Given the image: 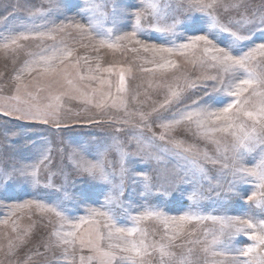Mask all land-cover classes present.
I'll return each instance as SVG.
<instances>
[{
  "label": "rangeland",
  "instance_id": "1",
  "mask_svg": "<svg viewBox=\"0 0 264 264\" xmlns=\"http://www.w3.org/2000/svg\"><path fill=\"white\" fill-rule=\"evenodd\" d=\"M92 2L98 7L90 10L88 16L100 23L97 31L89 34L81 33L72 27L75 23L88 25V18L79 14L84 11L87 0H0V45L6 42L3 38L10 35L34 36L39 32L55 36L54 40L48 39L47 36L21 40L19 43L23 47L15 45L8 49L0 47V169L11 172L13 166L22 167L36 163L42 153L50 156L47 166L40 168L38 184L28 182L19 175H14L7 183H0V205L10 206L0 207V264H79L80 256L86 258L85 264H96L95 261L87 260L91 255L88 248L81 249L77 245L65 256L63 249L55 246L51 234L57 230L65 232L71 230L67 223L60 229L59 217L49 210L55 207L57 202H62V208L57 210L64 211L70 220L87 217L90 209L103 212L111 208L113 214L120 219L119 226L123 227L133 226L130 217L139 215L145 209L158 210L166 217H179L188 212H198L204 216L264 219L259 207L245 203L247 195L254 190V184L238 182L236 186L238 195H224L232 176L223 166L228 165L231 168L234 163L233 146L237 141L232 131L235 130L204 135L196 129L195 124L182 123L169 132V140L183 141L185 146L194 145L198 152L207 153L211 158L205 159L203 155L199 157V165L203 167L206 176L202 178L198 173L196 175L198 183H189L183 179L182 165L185 161L172 154H160L162 163L148 161L147 158L142 161L134 158V162L128 165L133 172L126 175L123 180L122 195L114 190L121 184L118 163L120 152L117 145L124 151L135 152L136 147L132 138L139 135L135 128L138 119L134 115L129 118L128 114H135L138 111L151 112L153 107L163 102L169 85L175 87L178 84L184 89L186 104L201 98L207 99L203 86L191 88L185 85L193 81L199 84L198 77L219 73L207 65L201 66L191 53L186 56L180 55L179 50L170 57L179 62L177 69L144 72L142 68H154L151 62L158 60V57L143 50L132 51L140 48L134 42L121 41V47L114 49L99 48L98 41L101 36L98 32L105 33L104 38L108 39L107 29H113L112 38L108 39V42L115 43L114 37L133 31L135 21L128 14L142 10L144 4L142 0H92ZM152 2L157 5L159 18L149 15L145 27L148 24L166 27L174 19L177 21V27L175 34L154 29L145 34L138 33L136 38L142 43L172 47L174 44L185 43L187 38L193 35L207 34V17L200 13L177 10L178 6L186 9L188 0H183L182 3L181 0ZM232 4H239L240 7H229L225 12L224 6ZM245 12L249 16L253 12H264V0H220L216 9V14L221 19L225 16L240 19ZM259 35L257 31V37ZM259 42L261 41L257 39V43ZM52 47H67L73 50V57L65 61L67 67L54 62L51 67L60 70L56 76L46 72L49 66L42 64L32 65L35 71H30L25 63L31 59L27 53H42V50ZM85 56L88 58L87 63L84 60ZM109 66H115L117 70L119 66L132 69L125 74L126 92H116L118 75L116 71L112 73L104 71ZM92 76H96L97 79H90ZM100 79H110L111 89L107 85H101ZM68 80H71L72 84H68ZM211 89L212 83L209 82L206 90L210 92ZM109 90L112 97L106 100L103 109L98 108L96 105L103 98L101 93L106 94ZM28 93L32 96L30 97ZM57 95L60 96L59 119L62 126L67 125L62 130H55V125L51 121L44 125L38 121L21 119L22 112L14 111L16 108L25 109L27 107L25 101L44 105L50 102L51 97ZM213 95L217 99H224L215 93ZM16 96L20 99H15ZM121 100L126 103H121ZM175 111L176 106H173L167 110L161 109L153 115L159 114L170 118V114ZM89 119L102 123L91 124L88 123ZM125 119H128L127 124L119 123ZM159 123L160 121H157L150 125L152 132L157 134L161 132ZM246 127L250 128L251 123L248 122ZM144 135H151L147 128L144 129ZM163 146L164 142H157L156 147H150L145 141L147 151L153 154H159L157 148ZM250 146L252 150L246 151L243 155V163L249 167L264 155V145L260 142ZM140 155L143 153H138L137 157ZM88 164L103 166L106 171L115 170L117 175L110 176L109 180L100 179L98 174L92 175L84 170ZM146 165H150V175H157L159 170L175 174L181 179L177 180L167 193L162 190L145 192L139 182L132 180V174L148 171ZM217 184L222 187H216ZM194 192L197 193V198L192 199ZM109 197H115L116 202L109 205ZM26 201H40L47 207L43 210L35 205L22 209L15 207ZM121 203L126 211L120 207ZM95 219H99L101 224L105 223L102 217ZM87 227L88 225H85V228ZM140 227L147 230L149 242L154 240L165 244L169 243L168 237L175 231V226L169 225L166 229L158 219L142 221ZM218 229L219 224L211 220L186 224L183 233L172 241L173 247L169 250L180 257L182 254L187 255L188 249H192L193 264L214 262L232 264L231 256L235 253H229L225 258L212 256V251L222 250L219 247L209 249L207 253L203 251L211 241L212 234ZM228 231L225 230L222 239H227ZM45 242L50 245L48 250L42 246ZM248 243L251 241L240 234L233 236L231 245L241 248ZM148 259L149 264H159V253L153 252ZM256 259L258 261L259 257Z\"/></svg>",
  "mask_w": 264,
  "mask_h": 264
},
{
  "label": "snow or ice",
  "instance_id": "2",
  "mask_svg": "<svg viewBox=\"0 0 264 264\" xmlns=\"http://www.w3.org/2000/svg\"><path fill=\"white\" fill-rule=\"evenodd\" d=\"M144 8L137 10L128 15L134 18L133 31L125 33L122 36L114 37L115 43L108 42L111 39L113 29H107L108 39H105V33H99L101 39L98 41L99 48L107 47L110 49L121 47V41L134 42L139 45V49H132V51L143 50L150 52L158 57V60H153L154 68H142L144 72H154L159 70L177 69L179 62L171 59L170 57L179 50V54L186 56L191 53L196 57L201 66L207 65L216 69L219 75H205L198 77L196 81L186 83L185 87L196 88L203 86L205 88V95L207 99L193 100L191 104L184 103L186 97L184 96V89L180 88L177 84L175 87L167 86V95L162 103L157 107H153L151 112L138 111L135 114H128L129 118L133 115L138 119L135 125L138 136H134L132 141L135 144V152H127L117 145L120 152L119 160V176L121 184L114 190L122 195L123 180L126 175L133 172L129 169L128 165L134 162V158L148 161L155 160L162 163L160 154H172L173 156L185 161L182 165L183 179L189 183H198L196 175L199 173L203 178L206 173L199 165V157L203 155L205 159H211L207 153L201 154L195 149L194 145L185 146L183 141L169 140L168 134L177 125L182 123L195 124L196 129L204 135L214 134L218 132L227 133L231 130L232 135L236 137V144L233 146L235 153L234 163L231 168L224 165L223 168L230 172L232 179L228 182L227 188L224 191L225 196L238 195L236 191L237 183H244L253 185L254 190L250 195H247L245 203L255 205L261 209V215H264V155L252 164L251 167L243 163V155L246 151H251V146L256 142L264 145V12H253L249 16L246 12L241 15L240 19H235L231 16H225L221 19L216 14V9L220 0H188L187 8H180L178 11H187L189 13H200L207 17L208 27L207 34L193 35L187 38L185 43L173 45L172 47H164L158 45H148L142 43L137 39V34H145L149 30H156L159 32H171L175 34L177 21L174 19L170 25L166 27H155L153 24H148L145 27V22L148 16H154L158 19L156 11L157 5L152 0H142ZM183 0H181V3ZM98 7L92 0H87L84 11L80 15L88 18L89 23L87 26L75 23L72 25L81 33H91L97 31V26L100 23L93 17L88 16V12ZM239 8V4L225 5L224 11L227 12L228 8ZM151 10V11H148ZM115 12V9H114ZM62 29H53V31ZM257 31L260 35L257 37ZM47 36L48 39H55L51 33H35L34 36L25 34L10 35L4 37L6 41L0 47L4 49L10 46L23 47L20 41H27L31 38H43ZM257 39L261 42L257 43ZM223 45V46H222ZM98 50V48L96 49ZM43 52H50V55L43 54ZM197 53L199 54L197 56ZM31 58L26 61L30 71H35L32 65H47L46 72L52 73L53 76L59 74L57 68L51 67L54 62L59 65L65 66V61L73 57L72 49L67 47H52L50 49L42 50V53H27ZM87 63V56L84 57ZM79 64V61H76ZM97 68L99 65L97 64ZM108 73L114 71L118 75V84L116 85V92L123 93L127 91L126 73L131 72L132 69L119 66L118 70L115 66H109L104 69ZM224 77H227L225 79ZM83 79V77H81ZM96 80V76L90 77ZM212 83L211 91H207V84ZM101 85H107L109 89L112 87V81L100 79ZM68 84H72L68 80ZM19 91V88H17ZM213 93L222 96L224 99H217ZM31 97L32 94L28 93ZM102 99L96 105L98 108L103 109L106 106V100L112 97L109 90L106 94L101 93ZM190 98V97H189ZM15 99L19 100L20 97L16 96ZM60 96L50 98V102L44 105L38 103L33 104L25 101L27 107L25 109L16 108L14 111L22 112L21 119L40 122L48 125L50 121L55 125V130H62L67 125H61L58 113V102ZM121 103H126L121 100ZM223 105L222 107H215L214 105ZM183 105V107H180ZM113 107L115 100H113ZM176 106V111L170 114V118L163 115H153L158 113L159 110L170 109ZM11 115V113H6ZM160 121L159 134L152 132L150 125ZM250 122L251 127H246ZM88 123L97 124L102 121L88 120ZM113 123V121H109ZM119 123L127 124L128 119L119 121ZM147 128L151 133L150 136L144 135V129ZM119 129H117V134ZM145 141L148 146L156 147L157 142H164L162 148H157V153L153 154L147 151ZM219 143V142H217ZM244 150V151H241ZM227 151V149H225ZM138 153H143L137 157ZM50 162V156L42 153L41 157L34 164L24 165L22 167L13 166L11 172L0 169V183L9 182L14 175H19L24 180L38 184L39 171L42 166L46 167ZM216 163V161H212ZM148 171H141L132 174V180L139 182L145 192H152L153 190H162L165 193L169 188L181 177L175 174H167L158 170V174L150 175V165H146ZM92 175H99L100 179L109 180V177H115L117 173L115 170L106 171L103 166L96 164H88L84 167ZM111 182V181H110ZM216 187L220 188L221 185L217 184ZM219 195V193H218ZM192 199L197 198V193H193ZM116 202L115 197L108 198V204L111 205ZM33 205L43 210L45 205L40 201H26L23 204L16 205L17 209L30 208ZM129 207L131 205H128ZM195 206V205H194ZM0 207H10L9 205H0ZM120 207L126 211L123 203ZM62 208V202H57L55 207L49 210L53 211L59 217L61 224L60 229H63L65 223L70 225V231L57 230L51 234L54 238V244L63 249L65 256L70 254V250L74 249L77 245L81 249L88 248L91 255L87 257L89 262L95 261L96 264H149V259L153 252L159 253V264H193L192 249H188L187 255L182 254L177 257L176 254L169 249L173 247L174 241L178 235L184 231V226L192 222H201L204 220H211L219 224L217 232L212 234V239L207 243L203 249L205 253L209 249L219 247L221 251H212V256L228 257L229 253H235L231 256L232 264H264V219L256 217L242 218L240 216H204L198 212H188L179 217H166L158 210L145 209L137 216L130 217L133 226L123 227L119 226L120 219L117 215L113 214V210L109 208L108 211H97L90 209L87 217H78L75 220H70L64 211L57 210ZM95 217H102L105 220L101 224L99 219ZM158 219L161 220L167 229L169 225L175 226V231L172 236L168 237V244L156 241L149 242L148 232L142 229L140 224L142 221ZM85 225H88L85 228ZM83 229V231H81ZM228 231L227 239H222L225 235V230ZM207 231V230H206ZM243 234L251 241L247 246L235 248L231 245L233 236ZM106 242V243H105ZM45 250H48L50 245L45 242L42 244ZM39 255L40 253L37 252ZM257 257L259 260L257 261ZM241 258H244L243 260ZM30 259V257H29ZM85 257L80 256L79 264H85ZM215 264V262H214Z\"/></svg>",
  "mask_w": 264,
  "mask_h": 264
}]
</instances>
